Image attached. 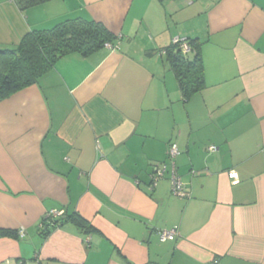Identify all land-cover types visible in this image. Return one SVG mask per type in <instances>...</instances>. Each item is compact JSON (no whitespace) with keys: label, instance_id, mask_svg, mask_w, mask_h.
<instances>
[{"label":"crops","instance_id":"obj_1","mask_svg":"<svg viewBox=\"0 0 264 264\" xmlns=\"http://www.w3.org/2000/svg\"><path fill=\"white\" fill-rule=\"evenodd\" d=\"M75 18L118 50L68 55L0 102V264H264V0H0V49ZM176 37L201 43L205 88L186 101ZM170 143L185 197L169 174L148 188ZM50 210L91 232L45 235Z\"/></svg>","mask_w":264,"mask_h":264},{"label":"trees","instance_id":"obj_2","mask_svg":"<svg viewBox=\"0 0 264 264\" xmlns=\"http://www.w3.org/2000/svg\"><path fill=\"white\" fill-rule=\"evenodd\" d=\"M14 1L27 8L48 0ZM116 41H119L118 36L103 24L82 18L68 19L50 29L26 33L14 48L0 49V102L35 84L60 59L72 54L85 58L103 49L104 44H115ZM185 41L189 48L186 53L173 43L164 51L181 96L186 101L205 88V78L200 40L186 38ZM66 221L74 223L86 235L91 232L87 222L78 214L68 216L63 213L58 218L44 217L42 233L46 235L50 229Z\"/></svg>","mask_w":264,"mask_h":264},{"label":"built area","instance_id":"obj_3","mask_svg":"<svg viewBox=\"0 0 264 264\" xmlns=\"http://www.w3.org/2000/svg\"><path fill=\"white\" fill-rule=\"evenodd\" d=\"M119 38V37H118ZM173 44H178L180 49L186 53L189 48L186 44L184 38L176 37L172 41ZM104 49L108 51H116L118 50V41L115 44L106 43L103 46ZM216 147L210 146L208 147L209 152H215ZM179 150L176 143H170L167 149V156L169 160L170 169L168 171V166L165 163H157L152 166L151 174H150V182L148 188L153 190L156 188L157 184L164 179L166 174H169V183L171 188L172 195L176 197H185L188 196L187 191L185 190L184 184L182 183L180 177L176 171L175 158L178 156ZM228 177L230 179H236L237 174L235 171L228 172ZM63 211L61 210H50L45 214V218H58L63 215ZM157 237L160 242L164 243L167 241H173L177 235L176 228H171L168 230H160L157 233ZM89 238L85 237V242L88 243ZM217 260H214L212 264H217Z\"/></svg>","mask_w":264,"mask_h":264},{"label":"rangeland","instance_id":"obj_4","mask_svg":"<svg viewBox=\"0 0 264 264\" xmlns=\"http://www.w3.org/2000/svg\"><path fill=\"white\" fill-rule=\"evenodd\" d=\"M192 54L191 53H189V56H191Z\"/></svg>","mask_w":264,"mask_h":264}]
</instances>
